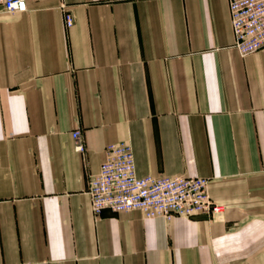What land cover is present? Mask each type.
<instances>
[{
	"label": "crops",
	"instance_id": "0c3cea01",
	"mask_svg": "<svg viewBox=\"0 0 264 264\" xmlns=\"http://www.w3.org/2000/svg\"><path fill=\"white\" fill-rule=\"evenodd\" d=\"M119 143L141 177L208 179L224 214L96 216ZM263 238L264 50L237 51L228 0L0 9V264H264Z\"/></svg>",
	"mask_w": 264,
	"mask_h": 264
},
{
	"label": "built area",
	"instance_id": "2783aa9c",
	"mask_svg": "<svg viewBox=\"0 0 264 264\" xmlns=\"http://www.w3.org/2000/svg\"><path fill=\"white\" fill-rule=\"evenodd\" d=\"M44 0H0V9L7 13L28 11L30 2ZM234 46L243 56L264 50V0H228ZM65 10V24L72 28L73 15ZM75 148L86 153L81 129L72 134ZM210 181L190 177H141L130 144L109 145L97 175L88 179V193L96 216L105 210L116 214L141 212L147 219L197 216L217 217L226 207L215 202L209 192Z\"/></svg>",
	"mask_w": 264,
	"mask_h": 264
},
{
	"label": "rangeland",
	"instance_id": "374dc122",
	"mask_svg": "<svg viewBox=\"0 0 264 264\" xmlns=\"http://www.w3.org/2000/svg\"><path fill=\"white\" fill-rule=\"evenodd\" d=\"M262 243H259V250H264V238Z\"/></svg>",
	"mask_w": 264,
	"mask_h": 264
}]
</instances>
